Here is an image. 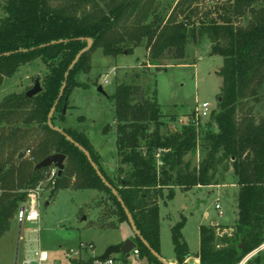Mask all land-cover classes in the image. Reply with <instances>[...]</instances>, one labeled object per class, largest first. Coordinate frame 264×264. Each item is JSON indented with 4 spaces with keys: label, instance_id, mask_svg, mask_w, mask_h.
Wrapping results in <instances>:
<instances>
[{
    "label": "trees",
    "instance_id": "obj_1",
    "mask_svg": "<svg viewBox=\"0 0 264 264\" xmlns=\"http://www.w3.org/2000/svg\"><path fill=\"white\" fill-rule=\"evenodd\" d=\"M144 4V0H116L105 6L97 0H0V87L34 61L41 60L48 70L40 94L29 99L14 93L0 102V240L27 200V189L37 187L49 170L35 171L36 164L51 154L66 158L53 192L70 187L105 192L117 224L132 228L121 203L88 157L48 124L57 103L51 124L89 152L118 191L144 240L159 254V202L165 191L169 200L176 188L186 192L217 186L219 172H230L239 187L234 231L222 234L229 227L204 224L198 255L200 264H240L264 242V116L256 115L253 105L261 104L264 96V0H227L215 15L202 16L198 23L186 15L180 23L169 20L165 25L156 9H150L152 21L144 22L149 14ZM205 36L211 42L212 55L224 58L218 72L222 77L219 107L205 124L194 122V111L180 131L164 133L168 116L162 114L156 90L150 100L136 102L141 88L122 84L109 97L116 106V148L121 158L116 181L104 171L101 157L84 131L57 124L65 123L75 78L90 69L91 54L96 50L112 57L131 55L147 40L146 49L158 66L165 58L184 59L189 42L198 43ZM87 39L93 40L92 47L66 78L71 64L88 47ZM170 120L175 121V116ZM37 130L42 133L38 139ZM28 143L32 145L28 150L33 149V158L38 160L33 167L23 149ZM198 151L205 157L194 165L190 156ZM20 154L24 156L20 158ZM185 224L183 219L171 228L178 264H186L193 256L182 234ZM134 240L140 257L161 264L142 240L137 236ZM246 264H264V255Z\"/></svg>",
    "mask_w": 264,
    "mask_h": 264
},
{
    "label": "rangeland",
    "instance_id": "obj_2",
    "mask_svg": "<svg viewBox=\"0 0 264 264\" xmlns=\"http://www.w3.org/2000/svg\"><path fill=\"white\" fill-rule=\"evenodd\" d=\"M97 1L105 6V3L116 0ZM226 2L227 0H144L145 10H149V14L143 20L147 24L151 22L154 17L152 11L156 9L164 25L169 20L180 23L186 15H192L193 21L198 23L202 16L215 15ZM191 3L192 7L189 9ZM146 48L147 40L142 46L135 48L131 55L112 57L105 55L101 49L93 52L90 69L79 72L75 78L65 123L57 121L61 127H73L87 134L101 157L104 171L115 181L121 158L116 148V106L109 97L115 93L117 86H139L141 92L135 96L136 102L150 100L156 90L162 114L168 116L164 120V133L180 131L189 121L187 116L204 103L210 105L212 112L219 107L222 77L218 72L224 58L212 55L208 37H203L198 43L189 42L184 59L176 61L165 58L158 62V66L153 64ZM47 75V67L41 60L22 66L13 78L6 79L0 87V102L14 93L27 94L37 80L42 86ZM100 85L106 90L108 97L99 92ZM262 101L259 105L253 103L256 105V115L264 116V96ZM170 116H175L176 120H170ZM83 117V121H79ZM207 121L208 119H204L202 122L205 124ZM41 134L36 131L37 139ZM31 146L28 143L23 149L26 151L27 161L33 162V167L38 160L33 158V149L31 152L28 150ZM204 157L205 153L199 151L190 156L194 165H199ZM49 171L34 188L41 192L39 221L19 225L15 216L12 228L0 240V264H16V257L22 260L28 248L35 249L39 245L50 254L53 264H69L71 251H76L87 243L95 246L91 254L101 257L110 246L123 244L127 240L135 241L134 231L128 224H117L105 192L70 187L55 193V185L49 181ZM217 178H220L219 188L212 185L186 192L178 188L173 199L167 201L164 198L166 202L164 199L159 202L160 255L166 262L171 263L176 257L171 227L183 219L186 222L183 235L189 241L192 252H198L201 247L200 225L228 223L231 227L236 224L239 187L234 184L230 172L224 174L221 170ZM1 191L0 185V194ZM217 205L221 206L220 211L216 209ZM206 212L208 218L205 217ZM229 232L223 230L220 233ZM129 257L124 259L122 255H118L121 264H158L133 254Z\"/></svg>",
    "mask_w": 264,
    "mask_h": 264
},
{
    "label": "built area",
    "instance_id": "obj_3",
    "mask_svg": "<svg viewBox=\"0 0 264 264\" xmlns=\"http://www.w3.org/2000/svg\"><path fill=\"white\" fill-rule=\"evenodd\" d=\"M211 113L212 111L210 110V105L208 103L202 104L195 110L194 122L199 123L204 119H208L211 116ZM49 170V181L55 185L59 176L58 169L55 167H50ZM40 198L41 192H39L37 188L28 192L27 200L19 207V211L16 215V220L19 225L26 223L35 224V222L39 221L40 211L38 207L40 204ZM216 209L220 211L221 206L217 205ZM220 214L222 215L223 213L220 212ZM35 242L39 243L38 240ZM94 249L95 246L93 243H87L86 245H82L80 249L71 251V255L68 258L69 264H121L118 255H112L108 259L102 260L100 257H96L91 254ZM131 254H133L135 257L139 256L138 248H136ZM260 254L264 255V242L255 248V250L252 251L248 256H246L240 264H246L249 260ZM125 259L127 258L125 257ZM16 260V264H53L50 254L47 251L42 250L40 245L35 247V249L28 248L22 260H19L18 257H16Z\"/></svg>",
    "mask_w": 264,
    "mask_h": 264
},
{
    "label": "water",
    "instance_id": "obj_4",
    "mask_svg": "<svg viewBox=\"0 0 264 264\" xmlns=\"http://www.w3.org/2000/svg\"><path fill=\"white\" fill-rule=\"evenodd\" d=\"M88 41V47L84 50L81 51V53L78 55V57L76 58V60L71 64V66L69 67L68 71H67V75L66 78H68L69 76V72L73 69V67L80 61L82 54L90 49L93 45V40L92 39H87ZM65 87H66V82L62 87V91L60 94L59 99H61L64 95L65 92ZM99 92H101L104 96L108 97V94L106 92L105 89H103V87L100 85L99 86ZM42 92V86L39 82V80L36 81L35 85L33 88H31V90H29V92L26 94V97L31 99L34 96H37L38 94H40ZM56 105L57 103L53 106L54 108L52 109V111L49 114V121L48 124L54 128L56 131H59L60 133L63 134V136L65 137L66 140L70 141L71 143H73L83 154H85L86 157H88V160L90 162V164L92 165L93 169L95 170L96 174L99 176V178L103 181V183L110 189L112 190L114 196L117 198V200L121 203V206L124 208L126 215L128 217V221L131 224V227L134 231L135 236H137L140 240L143 241V243L145 244V246L150 250L151 254L153 256H156L158 258V260L162 263V264H167L166 261L163 259V257L155 250H153L151 248V246L149 245V243L144 240V238L142 237L140 231L138 230L136 224L133 221V218L129 212V210L127 209V207L125 206L122 198L120 197L119 193L117 190H115L111 184L107 181V179L105 178V176L103 175V173L100 172L99 168L97 167V165L95 164V162L93 161L92 157H90L89 152L82 147L80 144H78L75 140H73L69 135L64 134L62 130H60L57 127H54L53 124H51L52 121V116L56 110ZM65 113H66V108H65ZM24 156V154H20V158H22ZM65 161L66 158L64 155L61 154H51L50 156L46 157L44 160H42L41 162H39L38 164H36L35 166V171H40L42 169H50V167H55L58 169V175L62 176V172L64 170L65 167ZM245 240L243 241V243L241 244L240 247L243 246ZM137 248V243L133 240H127L125 243L120 244V245H116V246H110L109 248H107L105 250V252L103 253V255L100 257L102 260L103 259H108L110 256L112 255H122L126 258H130V254Z\"/></svg>",
    "mask_w": 264,
    "mask_h": 264
},
{
    "label": "crops",
    "instance_id": "obj_5",
    "mask_svg": "<svg viewBox=\"0 0 264 264\" xmlns=\"http://www.w3.org/2000/svg\"><path fill=\"white\" fill-rule=\"evenodd\" d=\"M203 187H212V186H203ZM203 187H197V189H203ZM215 187H217V188H219V185H217V186H215ZM176 189H178V188H176ZM175 189V190H176ZM179 189H181V188H179ZM168 191H165V199L167 200V201H169V200H171V199H167V195H168V193H167ZM167 193V194H166ZM176 194V193H175ZM175 196V195H174ZM174 198V197H173ZM172 198V199H173ZM164 199V200H165ZM161 200H163V199H161ZM160 200V201H161ZM166 200H165V202H166ZM205 217L206 218H208V212H206L205 213ZM205 225H207V224H205ZM213 225H218L217 223H214ZM223 225V224H222ZM175 226V225H174ZM202 226H204V225H200L199 226V235H200V229H201V227ZM224 226H226V227H229L228 226V223H224ZM233 226L234 225H232L231 227H229L228 229H225L226 231L227 230H229L230 232H233L234 231V229H233ZM173 227V226H172ZM171 227V228H172ZM185 228V227H184ZM184 230V229H183ZM183 230H182V234H183ZM183 237H184V235H183ZM185 239V238H184ZM186 240V239H185ZM186 242H188V245H189V241L188 240H186ZM200 246H201V242H200ZM201 248V247H200ZM190 249V248H189ZM199 251H200V249H199ZM199 251L198 252H192V251H190L191 252V254L193 255V256H191V257H189L188 259H187V261H186V264H200V258H199V255H198V253H199ZM167 264H178V262H177V260H176V257H175V260H173L171 263H168V262H166Z\"/></svg>",
    "mask_w": 264,
    "mask_h": 264
}]
</instances>
